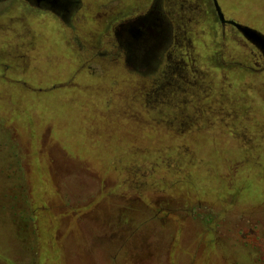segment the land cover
<instances>
[{"label": "rangeland", "instance_id": "374dc122", "mask_svg": "<svg viewBox=\"0 0 264 264\" xmlns=\"http://www.w3.org/2000/svg\"><path fill=\"white\" fill-rule=\"evenodd\" d=\"M188 1L178 92L116 62L101 6L73 31L0 0V264H264V65ZM216 1L264 35V0Z\"/></svg>", "mask_w": 264, "mask_h": 264}, {"label": "flooded vegetation", "instance_id": "af4514ba", "mask_svg": "<svg viewBox=\"0 0 264 264\" xmlns=\"http://www.w3.org/2000/svg\"><path fill=\"white\" fill-rule=\"evenodd\" d=\"M22 1L34 9L52 14L60 22L71 27L70 29L73 31L76 30L73 24L74 20L80 22L85 20L88 25L89 21L92 22L96 7L101 6L100 9L105 10L103 13H98L102 17V25L105 24L104 28L107 30L111 28L116 39V45L112 47H116L117 63L121 62L132 72L142 76L152 75L164 64L165 67L160 73H155L152 80L156 84H175L178 92L184 91L181 86L186 83L195 84L196 78L193 76L190 78L187 68L189 63L185 59L190 61L191 69L194 71H196L195 63L191 58L190 51L184 48V35L185 29H187L186 23L190 22L192 16L198 13V5H193L188 0H146L143 8L124 17L117 10L115 15V9L122 0ZM197 1L202 4L201 11L203 10L202 13L205 15V0ZM107 2H109L108 5H106ZM108 7L110 8L107 9ZM215 19L223 28L234 27L220 22L216 7ZM236 31L254 47L259 60L264 65V49H259L237 29ZM223 38H225V33ZM107 43L110 44L108 46L110 47L111 43ZM260 70L264 72V67H261ZM165 81L166 83H164Z\"/></svg>", "mask_w": 264, "mask_h": 264}, {"label": "water", "instance_id": "95a60500", "mask_svg": "<svg viewBox=\"0 0 264 264\" xmlns=\"http://www.w3.org/2000/svg\"><path fill=\"white\" fill-rule=\"evenodd\" d=\"M214 4L218 13L219 20L222 24H230L234 26L248 41L254 44L259 49H264V35L258 32L257 30L242 25L234 20H228L224 17L220 7L216 0H214Z\"/></svg>", "mask_w": 264, "mask_h": 264}, {"label": "trees", "instance_id": "16d2710c", "mask_svg": "<svg viewBox=\"0 0 264 264\" xmlns=\"http://www.w3.org/2000/svg\"><path fill=\"white\" fill-rule=\"evenodd\" d=\"M29 213L27 212V210L25 209V212L23 213V215H21V217L23 216V220H21L20 219V221L21 222H24L25 224H27V225H29L30 223V215H28ZM20 217V218H21ZM17 220H18V218H17ZM28 227H30V225L28 226ZM30 235H31V233H30ZM20 237H21V235H20Z\"/></svg>", "mask_w": 264, "mask_h": 264}]
</instances>
